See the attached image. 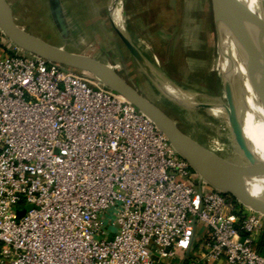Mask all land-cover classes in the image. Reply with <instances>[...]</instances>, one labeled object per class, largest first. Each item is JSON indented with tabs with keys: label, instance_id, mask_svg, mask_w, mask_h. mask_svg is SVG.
Listing matches in <instances>:
<instances>
[{
	"label": "built area",
	"instance_id": "2783aa9c",
	"mask_svg": "<svg viewBox=\"0 0 264 264\" xmlns=\"http://www.w3.org/2000/svg\"><path fill=\"white\" fill-rule=\"evenodd\" d=\"M235 202L123 96L0 30V264H158L199 227L204 264H264V214Z\"/></svg>",
	"mask_w": 264,
	"mask_h": 264
},
{
	"label": "crops",
	"instance_id": "0c3cea01",
	"mask_svg": "<svg viewBox=\"0 0 264 264\" xmlns=\"http://www.w3.org/2000/svg\"><path fill=\"white\" fill-rule=\"evenodd\" d=\"M45 2L48 16L55 21L62 35H73L75 32L77 26L73 18L87 19L84 23L88 24L101 18L102 9L105 8L103 0ZM124 3L122 11L125 14L121 12V18H126L127 23L123 29L154 65V69L185 91L193 93L194 89L201 96H209L208 92L215 83L210 63L213 28L208 20V0H125ZM97 26L98 33L103 35V38L98 35H94V38L97 44H101L102 49L98 46H88L84 50H78L77 45L74 46L77 50L58 48L89 55L108 65L127 80L124 72L129 70L121 72L119 67L122 68L126 65L125 61L130 59L137 62L121 41L119 43L111 38L110 31L104 32L99 23ZM110 53L115 56L111 57ZM135 88L143 92L140 88ZM206 235L205 228H197L187 247L177 249L173 257L163 259L158 264H204L202 245Z\"/></svg>",
	"mask_w": 264,
	"mask_h": 264
},
{
	"label": "bare ground",
	"instance_id": "6f19581e",
	"mask_svg": "<svg viewBox=\"0 0 264 264\" xmlns=\"http://www.w3.org/2000/svg\"><path fill=\"white\" fill-rule=\"evenodd\" d=\"M211 1L215 12V25L218 29L220 26L224 38V44L218 46L219 58L215 62L218 66L216 75L223 103L213 104L204 99L200 100L192 92L183 90L176 83L158 76L156 72L150 74L149 78L158 89L161 103L156 105L161 109V104L175 109L186 125L187 134L222 161V165L217 166V170L214 168L212 174L222 179L227 178L247 194L262 200L264 199V4L262 0ZM120 2V0H110L109 4L111 17L117 25H120L121 15L120 11L116 13V5L120 6ZM228 32L237 37L240 50L254 78V102L241 103L237 107L238 122L228 110L225 95L226 63L229 52V43L226 44ZM241 34L247 36L245 44ZM244 48L247 51L245 55ZM198 103H202L206 109L200 110ZM237 132L240 136H237ZM241 145H245L247 149L244 153ZM204 161L210 170V160L207 156H204ZM253 171L262 175H254Z\"/></svg>",
	"mask_w": 264,
	"mask_h": 264
},
{
	"label": "rangeland",
	"instance_id": "374dc122",
	"mask_svg": "<svg viewBox=\"0 0 264 264\" xmlns=\"http://www.w3.org/2000/svg\"><path fill=\"white\" fill-rule=\"evenodd\" d=\"M4 1L9 7L11 18L13 19L15 24L18 25L19 28H23L26 32H28L32 36L37 37L42 42L49 44L51 46L62 47L65 49L66 48L75 49V50H77L76 48H74V46L76 45L79 46L78 50H84L85 47L88 46L91 47L98 46L100 48L101 44H97L94 38L95 36L97 37V35L98 37L103 38V35L101 36L98 33V26H97L98 23L102 25L104 32L110 31L109 33L111 35V38H113L114 41H118L120 43V39L118 38L115 31L111 27L112 25L111 20H113V18L111 17V12L109 8L110 0H103V4L105 8L102 9L103 11L101 14L102 17L97 19V21L91 23L89 22L87 24L84 23V20L87 21V19L73 18V21L75 20V25L77 26L76 30H74L75 32L73 33V35L61 34L59 28L55 24V21L48 16L47 6H45L46 5L45 0H4ZM120 1H121L120 6L118 4L116 5V13L120 11V15H121L122 10L124 9L125 0H120ZM208 2L210 5L208 20L210 21L211 27L213 28V41L211 39V41L213 42V49L211 52L210 63L213 67L212 69H213V75H214L213 77L215 84L213 85V88H211L212 90L211 89L209 90L208 92V94L210 93L209 96H201L194 89H193V94H195L196 97L200 100L204 99V101L213 104H222L223 98L218 88V77L216 75L218 66L215 64V62L219 58L218 46L220 45L222 46V44H224L223 43L224 38H223V32L220 30V26L218 29L215 25V19H214L215 13L214 10L212 11L213 8L212 2L211 0H208ZM126 23H127L126 18L124 17L120 18V24L122 27L126 26ZM241 35H242L243 43L245 44L247 36L245 34H241ZM227 43H229V47H228L229 52L227 57L226 76H225L226 103L230 114L238 122L236 116L237 107L241 103L252 104L254 102L255 99L254 78L252 72L249 70L246 64V61L243 57V53L240 50L239 41L237 37L233 36L232 33L228 32L226 38V44ZM7 47L8 45L5 44L4 48L7 49ZM243 51L245 55L247 52L246 49L244 48ZM127 52H125V54ZM110 56L114 57L115 55L113 56L112 53H110ZM125 63L126 65H124L122 68L119 67V69L121 72H124L125 69L129 70L128 72H124L125 78H127L128 82L130 84H133V86L143 90V92L142 91L140 92H142L144 96H146L149 100H151L155 104L161 103L158 94V89L155 87L152 80L148 77V75L144 72V70L131 59L127 62L125 61ZM149 63L154 68V65L151 62ZM155 72L160 77H162V75L158 72V70H155ZM167 93L169 92L167 91ZM183 99L185 100V98ZM197 105L198 108H200V110L202 109L204 111L206 109L205 107L202 106L203 105L202 103H198ZM161 106H162V110L177 123V126L187 133L186 125L184 124L181 117L177 114L176 110L173 109L171 106H166L162 104ZM241 148L243 153L244 151L247 150L245 145H243ZM254 175H258V174H254ZM259 175L262 174L260 173ZM235 203H237L235 206L236 208H238V206L241 205L238 202ZM28 207L29 206L17 207L16 209L17 216L18 217L22 216L26 212Z\"/></svg>",
	"mask_w": 264,
	"mask_h": 264
},
{
	"label": "water",
	"instance_id": "95a60500",
	"mask_svg": "<svg viewBox=\"0 0 264 264\" xmlns=\"http://www.w3.org/2000/svg\"><path fill=\"white\" fill-rule=\"evenodd\" d=\"M262 1L264 4V0ZM122 14H125L124 11H122ZM111 23L113 30L124 47L148 77L150 74H155V69L139 47L129 37L125 29L121 25H117L113 20H111ZM0 30L11 42L24 50L37 54L49 61L86 71L98 78L108 88L123 96L137 109L148 115L178 152L189 162L191 167L212 187L231 195L241 204L264 214V199L258 200L235 186L229 180L213 175L212 170L214 168L217 170V166H221L222 161L219 158H215L212 153L179 128L177 123L168 114L108 65L89 55L62 50L46 44L26 32L23 28H19L11 18L9 7L4 0H0ZM202 106L204 107V105ZM237 136H240L239 132H237ZM204 156H207L210 160V170L206 167ZM252 173L260 174L257 171H253Z\"/></svg>",
	"mask_w": 264,
	"mask_h": 264
}]
</instances>
